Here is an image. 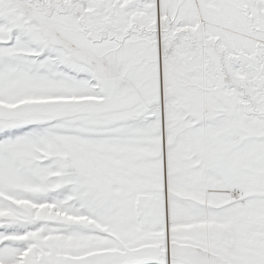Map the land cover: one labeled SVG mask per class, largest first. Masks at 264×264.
Here are the masks:
<instances>
[{
    "label": "snow or ice",
    "instance_id": "snow-or-ice-1",
    "mask_svg": "<svg viewBox=\"0 0 264 264\" xmlns=\"http://www.w3.org/2000/svg\"><path fill=\"white\" fill-rule=\"evenodd\" d=\"M0 264H264V0H0Z\"/></svg>",
    "mask_w": 264,
    "mask_h": 264
}]
</instances>
